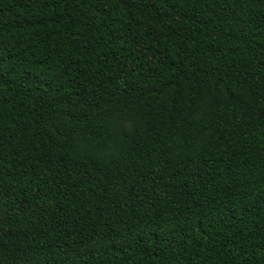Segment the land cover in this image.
Returning <instances> with one entry per match:
<instances>
[{
	"label": "trees",
	"instance_id": "16d2710c",
	"mask_svg": "<svg viewBox=\"0 0 264 264\" xmlns=\"http://www.w3.org/2000/svg\"><path fill=\"white\" fill-rule=\"evenodd\" d=\"M0 264H264V0H0Z\"/></svg>",
	"mask_w": 264,
	"mask_h": 264
}]
</instances>
